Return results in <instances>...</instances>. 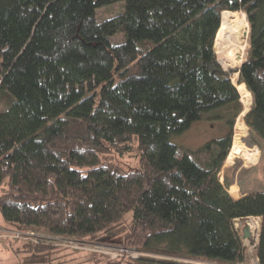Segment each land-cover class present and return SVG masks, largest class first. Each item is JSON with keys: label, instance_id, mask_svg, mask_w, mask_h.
I'll use <instances>...</instances> for the list:
<instances>
[{"label": "trees", "instance_id": "1", "mask_svg": "<svg viewBox=\"0 0 264 264\" xmlns=\"http://www.w3.org/2000/svg\"><path fill=\"white\" fill-rule=\"evenodd\" d=\"M118 2L123 11L100 21L98 9ZM225 11H245L251 28L232 80L214 50ZM119 33L126 40L111 45ZM242 86L253 97L245 122L264 145V0H0L4 218L69 239L121 235L150 255L127 264H237L247 248L236 223L260 217L264 264V192L234 199L220 177ZM213 110L226 137L171 143ZM135 146L139 167L113 161Z\"/></svg>", "mask_w": 264, "mask_h": 264}, {"label": "rangeland", "instance_id": "2", "mask_svg": "<svg viewBox=\"0 0 264 264\" xmlns=\"http://www.w3.org/2000/svg\"><path fill=\"white\" fill-rule=\"evenodd\" d=\"M123 9V2L99 8L98 18L100 21H103L104 19L116 16L121 13ZM228 13L230 19L234 23L240 20L243 13L246 14L245 11ZM246 18L248 22V44L243 62L247 58L250 46L248 40L251 28L247 14ZM109 40L111 45H115L126 40V36L124 33H119L111 36ZM214 50L218 62L223 69L229 73L231 80L238 77L239 73L236 72L235 69L240 68L243 62L226 65L219 60L215 44ZM241 101L243 103V111L237 117L233 128L232 147L220 172L221 180L224 182L231 196L233 195L234 197L243 196L246 193V190L251 192L257 190L262 191V189L264 190V145L250 132L249 127L245 122V116L251 110L253 105V97L243 98L241 96ZM218 112H220V110H213L207 113V117L193 122L184 132L173 134L170 138L171 143L190 149H198L211 140L226 137L230 132V127L224 119L215 118ZM236 141H240L241 149L239 152L235 153L232 149L234 143L236 144ZM139 158V151L137 150V146H135L131 153L125 154L122 157L114 155L113 161L123 169L131 170L139 167ZM2 189L3 186H0V192ZM253 220H250V222ZM258 221L259 225H257V228L251 229V236L249 238H243L245 247L248 250L246 257L247 260L245 259L243 264H257L253 249L257 246L261 218H258ZM248 222V219L237 221L236 227L242 234V229L248 224ZM13 231L20 233L18 237H7L6 234H10ZM120 236L121 235L115 239L108 240H99V237H90L83 240L79 238L69 239L65 236L52 235L42 229L32 228L28 230H17L14 227H11L0 210V264H72L82 263L84 261H87V263L90 264H106L109 260L119 261L117 264H127L128 258L135 259L139 255H149L141 251H136L131 247L119 245ZM28 242L33 245L44 244L53 246L54 248L36 252L31 250L30 247L25 246ZM151 256L160 257L159 255L153 254ZM192 263L209 264L206 261H193ZM211 264L217 263L211 262Z\"/></svg>", "mask_w": 264, "mask_h": 264}, {"label": "bare ground", "instance_id": "3", "mask_svg": "<svg viewBox=\"0 0 264 264\" xmlns=\"http://www.w3.org/2000/svg\"><path fill=\"white\" fill-rule=\"evenodd\" d=\"M247 27H248V22L245 13L242 14V17L240 18L239 21L234 23L230 19L229 13L223 12L221 27L218 30L216 43H215L216 53L218 54V58L220 61H222L226 65L243 62L248 44ZM238 90L243 98L252 97V93L246 87L244 86L238 87ZM239 142L240 141H236V144L234 143L232 150L235 153L239 152V150L241 149V143ZM249 225L251 226V229H255L259 224L256 220H253L250 222ZM11 234L12 233L10 234L7 233L6 235L7 237L11 238L12 237Z\"/></svg>", "mask_w": 264, "mask_h": 264}, {"label": "crops", "instance_id": "4", "mask_svg": "<svg viewBox=\"0 0 264 264\" xmlns=\"http://www.w3.org/2000/svg\"><path fill=\"white\" fill-rule=\"evenodd\" d=\"M259 190H257V191H249V190H246V193L243 195V196H246L247 194H250V193H256V192H258ZM262 192H264V190L262 189ZM233 196V195H232ZM243 196H241V197H243ZM241 197H234L233 196V198L234 199H239V198H241ZM260 218V217H259ZM247 219V218H246ZM258 241H259V238H258ZM257 244H258V242H257ZM254 250V254H255V257H256V261H257V264H259V258H258V256H257V250H256V248H254L253 249ZM247 254H248V250H247ZM247 260V259H246ZM244 262H242V264H243ZM241 264V263H240Z\"/></svg>", "mask_w": 264, "mask_h": 264}, {"label": "water", "instance_id": "5", "mask_svg": "<svg viewBox=\"0 0 264 264\" xmlns=\"http://www.w3.org/2000/svg\"><path fill=\"white\" fill-rule=\"evenodd\" d=\"M242 231L244 238H249L251 236V228L248 224L243 227Z\"/></svg>", "mask_w": 264, "mask_h": 264}, {"label": "built area", "instance_id": "6", "mask_svg": "<svg viewBox=\"0 0 264 264\" xmlns=\"http://www.w3.org/2000/svg\"><path fill=\"white\" fill-rule=\"evenodd\" d=\"M258 218L259 217H254V216H250L249 218H248V221L250 222V220H252V219H254V220H256L258 223H259V221H258ZM260 219V218H259ZM249 222H248V225H249ZM250 226V225H249ZM251 228V227H250ZM15 232V231H14ZM12 232V234H11V236H12V238H16V236L18 237V235L20 234L19 232ZM251 234H252V231H251ZM209 264H211V263H209Z\"/></svg>", "mask_w": 264, "mask_h": 264}]
</instances>
